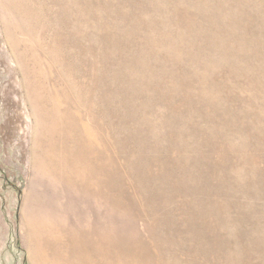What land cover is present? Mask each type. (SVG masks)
Listing matches in <instances>:
<instances>
[{"label":"rangeland","instance_id":"obj_1","mask_svg":"<svg viewBox=\"0 0 264 264\" xmlns=\"http://www.w3.org/2000/svg\"><path fill=\"white\" fill-rule=\"evenodd\" d=\"M0 264H264V0H0Z\"/></svg>","mask_w":264,"mask_h":264},{"label":"bare ground","instance_id":"obj_2","mask_svg":"<svg viewBox=\"0 0 264 264\" xmlns=\"http://www.w3.org/2000/svg\"><path fill=\"white\" fill-rule=\"evenodd\" d=\"M67 180V182L72 186V187H79L81 184L77 181V180H73L72 178H66ZM83 179H87L86 177L85 178H83ZM95 194H97L98 195V193H95Z\"/></svg>","mask_w":264,"mask_h":264}]
</instances>
